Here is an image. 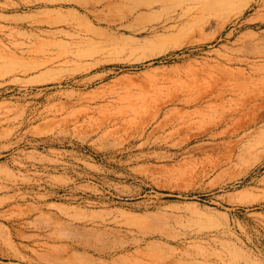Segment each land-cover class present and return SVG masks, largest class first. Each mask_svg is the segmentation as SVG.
Here are the masks:
<instances>
[{"label":"rangeland","instance_id":"374dc122","mask_svg":"<svg viewBox=\"0 0 264 264\" xmlns=\"http://www.w3.org/2000/svg\"><path fill=\"white\" fill-rule=\"evenodd\" d=\"M205 2L0 0V264H264V93L214 145L88 139L127 100L264 63V0Z\"/></svg>","mask_w":264,"mask_h":264},{"label":"bare ground","instance_id":"6f19581e","mask_svg":"<svg viewBox=\"0 0 264 264\" xmlns=\"http://www.w3.org/2000/svg\"><path fill=\"white\" fill-rule=\"evenodd\" d=\"M251 3L252 0H206L201 9L207 16L226 12L229 17L244 12ZM171 31L168 28L152 33L147 41L165 40ZM220 64L228 70L223 80L215 84L217 88L209 87L211 80H201L203 84L199 86L186 81L189 89L183 92L137 96L127 100L125 106L99 115L90 126L88 139L111 137L126 143V148L141 147L159 140L187 145L198 138L214 145V141L224 138L229 129L240 121L245 110L254 106L264 93V63ZM115 149V145H111L103 152L111 157ZM238 253L235 255L246 257L245 253Z\"/></svg>","mask_w":264,"mask_h":264}]
</instances>
